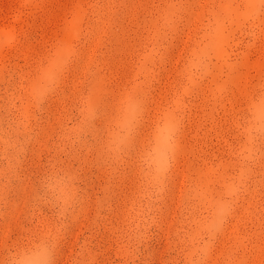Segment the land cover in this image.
Returning <instances> with one entry per match:
<instances>
[{
  "label": "rangeland",
  "instance_id": "1",
  "mask_svg": "<svg viewBox=\"0 0 264 264\" xmlns=\"http://www.w3.org/2000/svg\"><path fill=\"white\" fill-rule=\"evenodd\" d=\"M97 2L0 0V34L14 37L0 44V264H23L41 250L49 264H193L205 247L207 264H264L258 131L252 159L244 160L246 129H257L264 113V18H248L249 0H191L194 11L179 10L182 31L153 88V117L178 89L201 81L203 89L183 116L175 160L159 181L154 160L123 156L117 165L91 138L78 140L70 90L79 80L72 75L38 106L47 46L73 39L66 18ZM129 2L138 5L140 36L117 51L112 75L122 70V57L131 68L137 48L151 51L176 11L169 5L189 0ZM238 57L242 78L213 113L209 99ZM224 201L231 212L210 242L208 226Z\"/></svg>",
  "mask_w": 264,
  "mask_h": 264
},
{
  "label": "snow or ice",
  "instance_id": "2",
  "mask_svg": "<svg viewBox=\"0 0 264 264\" xmlns=\"http://www.w3.org/2000/svg\"><path fill=\"white\" fill-rule=\"evenodd\" d=\"M247 6L248 18H264V0H249ZM89 7L88 12L74 11L70 19L66 18L64 27L66 31H74L73 39L67 42L56 40L47 46V52L40 60L42 85L38 106L60 90L66 75H72V81L79 80L77 91L72 93L70 90L72 110L79 123L78 140L91 138L92 146L106 153L117 165L123 156L134 157L137 161L154 160L157 180L160 181L173 165L183 116L190 102L200 97L203 82L192 83L182 92L178 89L175 95L169 97L166 106L160 105L154 117L157 96L153 88L169 63L171 46L182 31L183 17L179 10L187 8L191 13L196 5L191 0L187 5H169L176 11L165 20L163 34L153 43L151 51L146 45L137 48L131 68L122 57L123 68L115 75L110 74L109 68L117 51L126 52L140 36L138 5L129 0H98ZM249 35L254 41L255 33ZM13 40L9 33L0 34L3 46L11 45ZM82 69L85 70L83 76L80 75ZM133 71L136 72L134 77ZM206 71L211 74L214 69L209 64ZM243 73L242 57H238L226 70V77L209 99L213 113L226 97L235 92V85ZM257 131L264 136V113L257 129H246L249 150L245 161L252 159V136ZM246 173L245 165L241 168V175ZM236 191L234 186L229 185V195ZM231 206V201L219 203L207 229L210 242L223 232ZM261 218L264 221V211ZM207 252L205 247L200 259L193 264H207ZM23 264H49L46 250H41Z\"/></svg>",
  "mask_w": 264,
  "mask_h": 264
}]
</instances>
